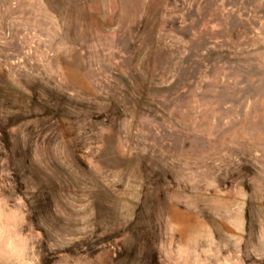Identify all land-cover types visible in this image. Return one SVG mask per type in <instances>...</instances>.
Here are the masks:
<instances>
[{
    "label": "rangeland",
    "instance_id": "374dc122",
    "mask_svg": "<svg viewBox=\"0 0 264 264\" xmlns=\"http://www.w3.org/2000/svg\"><path fill=\"white\" fill-rule=\"evenodd\" d=\"M0 264H264V0H0Z\"/></svg>",
    "mask_w": 264,
    "mask_h": 264
}]
</instances>
